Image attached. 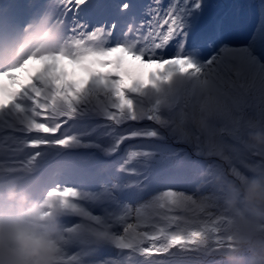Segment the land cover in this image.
<instances>
[{
	"label": "snow or ice",
	"instance_id": "obj_1",
	"mask_svg": "<svg viewBox=\"0 0 264 264\" xmlns=\"http://www.w3.org/2000/svg\"><path fill=\"white\" fill-rule=\"evenodd\" d=\"M54 3L56 8L45 17L62 25L70 51L32 57L0 73V131L34 136L31 140L13 141L18 145L13 152L76 144L77 137L71 135L49 138L61 133L70 120L100 113L116 128L129 126L117 140V149L125 140L161 139L167 134L203 158L197 162L198 173H229L239 183L254 172H264V156L253 154L247 159L234 155L240 140L232 131L243 122L264 125V60L254 49L240 51L226 46L204 63L195 62L186 51V18L200 9L202 0H169L167 7L164 0H150L143 13L147 18H129L119 33L115 24L89 30L87 24L80 22L79 10L88 0ZM120 8L127 11L129 5L121 4ZM126 35L133 39L144 37V44L132 47L125 43ZM173 45L175 50L170 51ZM185 63L192 67H184ZM177 76L188 77L189 81H181L180 89L171 94L182 91L189 100L199 97L202 102L198 107L215 117V144L208 145L202 137L190 134L182 119L184 113L137 104L135 98L148 88L159 91L160 85L171 84ZM192 80L196 84L189 88ZM254 95L261 102L260 115L245 119L244 109ZM187 111L185 107L184 112ZM144 122H148L147 126L134 127ZM225 136L231 143L225 142ZM209 152L213 155L205 159ZM40 156L36 151L7 167L0 164V176L26 180L37 172ZM150 156L151 153L133 150L128 163ZM40 192L63 197L68 209L67 228L76 236L88 237L70 240L62 251L61 264H86L97 241L110 243L120 253L118 258L100 264H166L159 257L171 256L173 249L193 253V246L213 231L212 221H204L191 230L181 229L174 211V190L161 192L136 208L124 206L106 217L95 216L84 206L85 201L95 199L92 194L58 183L45 186ZM212 243L215 252L222 250L219 235Z\"/></svg>",
	"mask_w": 264,
	"mask_h": 264
},
{
	"label": "clouds",
	"instance_id": "obj_2",
	"mask_svg": "<svg viewBox=\"0 0 264 264\" xmlns=\"http://www.w3.org/2000/svg\"><path fill=\"white\" fill-rule=\"evenodd\" d=\"M139 0L137 4L140 2ZM220 2L222 0L214 1ZM130 5L132 0H125ZM150 0H145L144 12ZM169 0H164L165 7ZM137 9H139L137 7ZM135 36V32L129 29ZM125 43L136 47L144 44V37H125ZM68 42L61 24L46 17L30 18L23 32L10 44H0V73L16 68L32 57L40 58L55 53H68ZM181 81L188 77L177 76L171 84L160 85V90L148 88L135 98L138 105L158 107L163 112L184 113L182 119L188 132L203 138L208 145L217 140L213 113L202 111L199 97L189 100L180 89ZM192 80L189 88L194 87ZM185 107L188 111L185 113ZM233 134L253 154L264 156V125L243 122ZM213 153H207L208 159ZM174 211L181 229L191 230L204 221H212V229L194 245V254L206 260L222 256L223 264H241L245 253H251L256 264H264V172H254L239 183L229 173L201 171L191 192L176 191ZM64 198L41 195L33 197L21 189L15 180L5 182L0 197V261L2 264H61L62 251L73 239H88L86 234L76 236L65 224L68 209ZM219 235L223 248L215 252L212 241ZM99 243V241H97ZM187 256L181 249L171 256Z\"/></svg>",
	"mask_w": 264,
	"mask_h": 264
},
{
	"label": "rangeland",
	"instance_id": "obj_3",
	"mask_svg": "<svg viewBox=\"0 0 264 264\" xmlns=\"http://www.w3.org/2000/svg\"><path fill=\"white\" fill-rule=\"evenodd\" d=\"M214 1L217 0H202V5L198 10L201 11L196 14L201 16L204 12H208L211 14L220 15L223 11L222 5L220 3H214ZM256 39L261 41V43H264V20H262V24L257 29L256 38L254 41ZM252 43L253 41L250 44V48L253 47ZM170 51L174 50L170 48ZM195 62L203 63L199 59H196ZM188 65L190 68L192 67V65ZM259 110L261 111V102L258 95H254L249 98L248 104L244 109L245 119L254 117L258 118L260 115ZM225 122L226 121H220L219 123L223 124ZM147 123L148 122H144L143 124L134 127H144L147 126ZM115 128L116 127L106 120L100 113L85 115L75 120L68 121L61 130V133L57 134L58 138L65 135L75 136L79 141L78 143L67 148L59 147L58 150L51 148L52 145H49L46 147L47 149L44 150L51 155H55L61 152V150H67L66 156L57 164L62 166L67 165L69 170L71 169L70 172L74 178L80 176L81 174H87V176L91 174V177H93L92 173L94 167L97 165L96 163H102L106 165L104 171L108 172L110 181L109 183L102 185L99 195L94 196V194H97L98 192L83 191L85 193L92 194L95 197L93 200L85 201L84 205L89 211L92 212L93 215L106 217L110 213L118 212L124 206L136 208L134 205V201L137 200L136 197L129 198L126 194L131 190H135L136 188L140 187L142 188L141 191L145 195L144 199L149 202L154 196L163 192L162 186L165 183L176 181V177L173 175L174 172L170 165L177 156H183L187 154L185 156L186 158L191 157L195 164H192L191 167L189 166V170H191V168H195L198 173L197 162L202 161L203 158L197 157L189 145L177 142V140L172 136L164 134L163 138L161 139L125 140L117 149L115 147L117 140L128 130L129 126H123L122 133L120 132V128L117 129L118 131ZM18 134L19 135L14 139L7 141L3 147L0 148V151L7 149V151L10 152L13 148H16L18 145L13 141H23L25 139L31 140V135L26 136L25 133L21 131H18ZM224 140L226 143H231L230 138L227 136L224 137ZM171 146L175 149L171 150L170 152L169 149ZM133 147L140 148L143 152L151 153V156L128 163L129 152L134 149ZM144 148L150 151L155 150V148L157 150L150 152ZM182 148L187 149L180 151ZM237 149L238 150L235 153L236 155L240 154V152H238L239 150L246 148L240 142L237 145ZM34 150L36 149H28L25 152L12 151L13 154L10 155V158L14 157L17 159V162H19L26 156L30 155V151L33 152ZM38 150L39 149L36 151ZM76 150H79V152H76ZM167 151H169L168 153L170 154H168ZM164 153L168 154V156L164 158L153 157V155ZM19 156L20 158H18ZM97 156L98 158H96ZM100 157L103 158L104 163ZM13 163H16V161H13ZM160 164L166 166L165 170H168V174L170 175L169 178L164 180L163 178H158V175L164 172L159 168L158 165ZM93 178L95 179V177ZM99 178L102 179L103 177L99 176ZM126 197H128V199ZM109 249L118 251L106 241L99 242L95 246L94 251H92L87 257L86 264H100V262H106L110 258H116L110 254ZM180 258L184 260L189 259L190 257L186 258L185 256H180ZM242 259H245L243 260L242 264H248V262L252 259L251 253H245Z\"/></svg>",
	"mask_w": 264,
	"mask_h": 264
},
{
	"label": "trees",
	"instance_id": "obj_4",
	"mask_svg": "<svg viewBox=\"0 0 264 264\" xmlns=\"http://www.w3.org/2000/svg\"><path fill=\"white\" fill-rule=\"evenodd\" d=\"M238 152H240V154H238V156L240 158L251 159L253 156V153L249 152L247 149H242V150H239ZM234 155H236V154L234 153ZM182 171H183L182 178H178L174 175L176 177V181L177 180H179V181L176 182V184L170 183L169 187H167L164 190V192L168 191V190L191 192L193 190L194 185L197 182V175L198 174H193L191 172H188L186 170V168L182 169ZM169 177H170V175L167 174V178H169ZM170 186H174V187H170ZM177 188H179V189H177ZM172 251H175V249H173ZM185 257L186 258L190 257V258L183 260L182 258H180V255L177 254L176 256L163 255V256L159 257V259L166 261V264H223V257L222 256H211V257H208L206 260H202V258L196 256V254L190 253L189 255H187ZM243 260H245V259L241 260V264H242Z\"/></svg>",
	"mask_w": 264,
	"mask_h": 264
},
{
	"label": "bare ground",
	"instance_id": "obj_5",
	"mask_svg": "<svg viewBox=\"0 0 264 264\" xmlns=\"http://www.w3.org/2000/svg\"><path fill=\"white\" fill-rule=\"evenodd\" d=\"M15 133H17V131H12V130H7V129L0 131V143H3L5 142V140L10 139L11 136H13ZM31 153L32 151L29 152V154ZM6 160L7 159L5 157V154L2 151H0V164L7 167L9 163H7ZM65 174L66 176H60V177H56L54 173L50 174V176L48 177V181H47L48 184H51V183L64 184L65 183V186H67V184L72 183L76 187V189H80L82 186H84V184H86L84 175H82L79 179L75 180V179H72V176L69 175L68 172H65ZM13 179L14 178L8 177V176H0V186L5 187V182L9 180H13ZM14 180L17 183V179H14ZM44 183L45 182H43V184Z\"/></svg>",
	"mask_w": 264,
	"mask_h": 264
}]
</instances>
